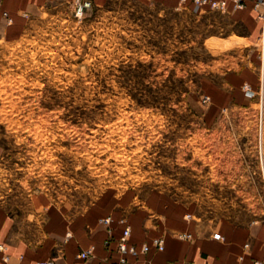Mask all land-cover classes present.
Instances as JSON below:
<instances>
[{
    "label": "rangeland",
    "instance_id": "obj_1",
    "mask_svg": "<svg viewBox=\"0 0 264 264\" xmlns=\"http://www.w3.org/2000/svg\"><path fill=\"white\" fill-rule=\"evenodd\" d=\"M50 0L0 22V204L81 213L162 190L199 216L264 221V22L154 0ZM254 70L246 106L217 102ZM243 89L247 93L244 88Z\"/></svg>",
    "mask_w": 264,
    "mask_h": 264
},
{
    "label": "crops",
    "instance_id": "obj_2",
    "mask_svg": "<svg viewBox=\"0 0 264 264\" xmlns=\"http://www.w3.org/2000/svg\"><path fill=\"white\" fill-rule=\"evenodd\" d=\"M50 0H0V22L7 25L33 15ZM178 7L179 0H154ZM7 11L12 18L4 16ZM229 12L237 23L244 24L248 38L257 39L261 22L252 0L243 8H235L228 0ZM255 72L243 69L231 77V91L212 89L217 102L225 107L230 102L246 106L252 100L243 89L248 83L257 84ZM190 216V217H188ZM111 217L110 225L100 220ZM126 225L131 226L130 243L139 248L149 243L150 252L137 258L128 257V264H253L264 260V221L239 225L228 218L199 216L197 208L174 198L162 190L150 192L146 199H137L131 192L122 197L107 196L88 210L78 213L66 206H35L23 218L14 216L0 204V244L7 246L0 252V264H36L53 260L55 264H121L124 257L118 251V241ZM191 235L190 239L180 238ZM220 234L222 240L214 238ZM163 240L164 249L157 250L154 241ZM250 244L246 250L245 245ZM92 251L90 258L80 259L83 251ZM10 257L8 262L4 257Z\"/></svg>",
    "mask_w": 264,
    "mask_h": 264
},
{
    "label": "built area",
    "instance_id": "obj_3",
    "mask_svg": "<svg viewBox=\"0 0 264 264\" xmlns=\"http://www.w3.org/2000/svg\"><path fill=\"white\" fill-rule=\"evenodd\" d=\"M246 1L247 0H232L235 8H243L246 5ZM252 2H253V7L257 14V18L264 22V0H252ZM93 4H94L93 0H75L74 1L75 15L77 17H82L87 10L93 7ZM178 7H184L195 12H199L207 8L210 9L216 8L226 12L228 8V0H179ZM4 16L8 19L9 22L12 21V18L10 17L7 11L4 12ZM244 88L249 95L255 94L250 84L245 83ZM100 222L108 226L111 224L112 219L111 217H107L100 220ZM130 236H131V226L126 225V227L123 230V234L118 241V251L124 256L121 260V264H128V257L137 258L141 253L147 254L151 250L149 243L142 244L140 248L135 244H131L129 241ZM180 238L190 239L191 235L181 234ZM214 238L217 240L223 239L220 234H215ZM163 243H164L163 240L154 241V245L156 249L159 251L164 249ZM250 247H251L250 244L245 245L246 250L250 249ZM6 251H7V246L0 244V252L5 253ZM91 255H92V251L88 250L81 252L78 257L82 260H86L90 258ZM9 259L10 257L8 255L4 257L5 262H8ZM36 264H55V262L53 260H50V261L37 262ZM253 264H264V260H254Z\"/></svg>",
    "mask_w": 264,
    "mask_h": 264
}]
</instances>
